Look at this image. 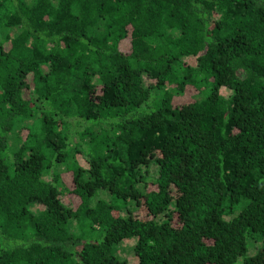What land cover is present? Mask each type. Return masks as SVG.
<instances>
[{
	"label": "trees",
	"instance_id": "1",
	"mask_svg": "<svg viewBox=\"0 0 264 264\" xmlns=\"http://www.w3.org/2000/svg\"><path fill=\"white\" fill-rule=\"evenodd\" d=\"M132 261L264 264V0H0V264Z\"/></svg>",
	"mask_w": 264,
	"mask_h": 264
},
{
	"label": "rangeland",
	"instance_id": "2",
	"mask_svg": "<svg viewBox=\"0 0 264 264\" xmlns=\"http://www.w3.org/2000/svg\"><path fill=\"white\" fill-rule=\"evenodd\" d=\"M17 30H18L17 28L11 29L9 31V33L14 35L17 32ZM188 60H189L190 64H195V62H196V60L194 58H189ZM145 82H146V85H149V84H151L152 81L149 80V79H146ZM224 93L227 94L226 91H224ZM78 159H79L80 163L83 164L84 166L87 164L86 160H85V158L83 157L82 154L78 155ZM154 172H155V168L153 166L152 168L149 169V173L153 174ZM150 178H151V176H150ZM66 203H67V201H66ZM134 245H135V241H129L128 240L127 242L124 243V246L121 247V248H123V250H122L123 254H125V257L128 258L129 260L130 259L131 260L135 259L134 258L135 252H134V249H133ZM255 251H256V249H252L251 250V254L255 253ZM131 264H137V262L136 261H132Z\"/></svg>",
	"mask_w": 264,
	"mask_h": 264
}]
</instances>
